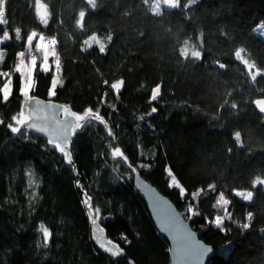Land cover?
<instances>
[{"label":"trees","instance_id":"obj_1","mask_svg":"<svg viewBox=\"0 0 264 264\" xmlns=\"http://www.w3.org/2000/svg\"><path fill=\"white\" fill-rule=\"evenodd\" d=\"M259 23L264 0H0V82L5 71L10 83L0 90V264H168L135 174L210 244L206 264H264ZM31 32L53 41L60 81L50 92L54 65L42 69L37 55L29 94L75 117L70 140L16 121V59Z\"/></svg>","mask_w":264,"mask_h":264},{"label":"water","instance_id":"obj_2","mask_svg":"<svg viewBox=\"0 0 264 264\" xmlns=\"http://www.w3.org/2000/svg\"><path fill=\"white\" fill-rule=\"evenodd\" d=\"M256 104L259 111L264 114V98H258ZM25 107L27 118L19 127L26 126L51 141L71 139L75 117L71 114L62 115L61 103L49 98L29 96L25 101ZM134 183L145 200L155 228L168 242V264H206L212 255V247L198 237L197 232L174 203L138 174L134 176ZM87 212L92 232L102 237L103 233L93 219L92 212L90 210ZM128 263L134 264L130 259Z\"/></svg>","mask_w":264,"mask_h":264},{"label":"rangeland","instance_id":"obj_3","mask_svg":"<svg viewBox=\"0 0 264 264\" xmlns=\"http://www.w3.org/2000/svg\"><path fill=\"white\" fill-rule=\"evenodd\" d=\"M156 3L158 5H162L165 7H175L178 5V0H156ZM262 25H263L262 23H259V25L257 26V32L261 34V36L264 38V27H263L264 25L263 26ZM7 37H8L7 32L3 31L2 33H0V45L7 40ZM29 42L31 46L33 45V47H30L29 51L33 50L34 56L33 55L31 56L29 52L27 56H23V53L21 52L18 54L19 58L16 59V65H15V69L21 74L20 90L24 98L22 113L16 120L18 124L27 118L25 101L29 98V96H31L29 93H30V89L33 83V68L37 60V55L41 59L40 66L42 69L47 70L49 69V66L51 64L54 65V74L52 77V84L50 86V92H53L54 86L60 81L58 61L55 56V49H54L53 41L50 38H47L40 33L31 32L30 37H29ZM0 55H1L0 57L2 60L4 57V51L3 49H1V47H0ZM2 77L3 79L0 82V90L4 98L9 94L10 83H9V76L8 75L5 76V71ZM119 86H120L119 80L115 81L112 84V87L115 91L119 88ZM156 90L157 88L154 89V92ZM65 114L66 112L63 110L62 115H65ZM92 115L93 113L90 110H87L81 116V118L86 117V116H92ZM114 153H117V152H114ZM169 180H170L171 185L177 186V182L175 181V179L173 178L171 174L169 176ZM255 183H261L264 186V179L262 178V179L256 180ZM235 193L239 198L244 199V200H249L252 197L251 191L236 190ZM245 197H247V199ZM219 203L221 205V208L225 210L226 209L225 200L223 198H220Z\"/></svg>","mask_w":264,"mask_h":264},{"label":"snow or ice","instance_id":"obj_4","mask_svg":"<svg viewBox=\"0 0 264 264\" xmlns=\"http://www.w3.org/2000/svg\"><path fill=\"white\" fill-rule=\"evenodd\" d=\"M37 15L40 17L42 21L47 22L48 10H47V7L43 5L42 3L37 6ZM245 198L247 199V197ZM40 228L44 231L45 235L50 238L51 234L48 231V229L44 227L43 225H41ZM113 254L119 255L118 252H114Z\"/></svg>","mask_w":264,"mask_h":264},{"label":"built area","instance_id":"obj_5","mask_svg":"<svg viewBox=\"0 0 264 264\" xmlns=\"http://www.w3.org/2000/svg\"><path fill=\"white\" fill-rule=\"evenodd\" d=\"M29 53L31 54V56L33 55V50H30Z\"/></svg>","mask_w":264,"mask_h":264},{"label":"clouds","instance_id":"obj_6","mask_svg":"<svg viewBox=\"0 0 264 264\" xmlns=\"http://www.w3.org/2000/svg\"><path fill=\"white\" fill-rule=\"evenodd\" d=\"M109 39H110V37H109ZM102 50H103V46H102Z\"/></svg>","mask_w":264,"mask_h":264}]
</instances>
